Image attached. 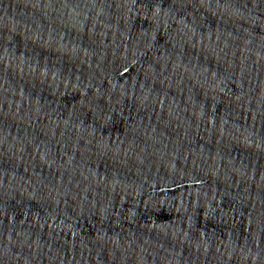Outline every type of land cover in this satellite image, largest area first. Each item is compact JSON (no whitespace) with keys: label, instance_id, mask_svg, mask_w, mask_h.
Returning <instances> with one entry per match:
<instances>
[{"label":"water","instance_id":"95a60500","mask_svg":"<svg viewBox=\"0 0 264 264\" xmlns=\"http://www.w3.org/2000/svg\"><path fill=\"white\" fill-rule=\"evenodd\" d=\"M0 264H264V0H0Z\"/></svg>","mask_w":264,"mask_h":264}]
</instances>
